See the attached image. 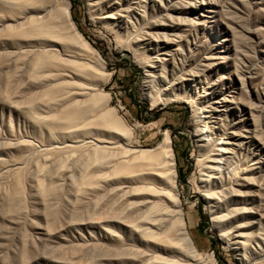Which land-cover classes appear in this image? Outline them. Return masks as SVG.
Listing matches in <instances>:
<instances>
[{"label": "rangeland", "instance_id": "rangeland-1", "mask_svg": "<svg viewBox=\"0 0 264 264\" xmlns=\"http://www.w3.org/2000/svg\"><path fill=\"white\" fill-rule=\"evenodd\" d=\"M186 231L264 264V0H0V264H175Z\"/></svg>", "mask_w": 264, "mask_h": 264}, {"label": "bare ground", "instance_id": "bare-ground-1", "mask_svg": "<svg viewBox=\"0 0 264 264\" xmlns=\"http://www.w3.org/2000/svg\"><path fill=\"white\" fill-rule=\"evenodd\" d=\"M67 14L70 16V11L68 10V12H67ZM126 132V131H125ZM127 133V132H126ZM125 133V134H126ZM128 135H132V134H130L129 132L127 133ZM127 135V136H128ZM129 138V137H128ZM129 150V152H138V151H145L144 149H140V150H135L134 149V151H133V149H128ZM167 157H170V151H168V154H167ZM163 163V161L161 160L160 162H159V164H162ZM165 167H168L169 168V170L171 171V173H173V175L175 176V171H174V166H173V163L170 161V160H167V162L165 163ZM219 193V192H218ZM209 197H217V192H215L214 190H211L210 192H209ZM153 211H156V210H158V209H152ZM163 211H164V213H166L165 215L167 216V213H174L173 212V210L172 209H162ZM151 213H153V212H151ZM181 212H179V215H182V214H180ZM157 214V213H156ZM159 214V213H158ZM157 214V215H158ZM161 216V215H160ZM149 219H151V220H149V221H151V223H152V221H155V222H153V223H155V226L160 222H158L157 220L158 219H155V218H151V214H149V216H147ZM170 217V216H169ZM168 218V217H167ZM166 218V219H167ZM179 218V217H178ZM183 218L184 217H180L179 218V221H181V223H182V225L184 224V222H183ZM165 220V219H164ZM156 222H157V224H156ZM168 222V221H167ZM167 222H165V223H167ZM152 223V224H153ZM163 223H164V221H163ZM180 223V224H181ZM160 224V223H159ZM158 224V225H159ZM157 225V226H158ZM183 227V226H182ZM158 228V227H157ZM172 228L173 227H171L170 228V230L168 231L167 229H165V231L167 232H170L171 230H172ZM184 229V228H183ZM186 229V228H185ZM182 235H183V233H182ZM182 239H183V241L185 242V244H186V246H187V248H188V251H189V256L187 255V256H185L184 257V260L185 261H188L186 264H198L197 263V259H196V257H197V251H196V249H195V247H194V241L192 240V238L190 237V235H188L187 234V231H186V233L184 232V236L182 237ZM187 259V260H186ZM191 260H193V261H191ZM185 261H180V260H175L174 262H175V264H185ZM163 263H165V264H168L169 262L167 261H164Z\"/></svg>", "mask_w": 264, "mask_h": 264}, {"label": "trees", "instance_id": "trees-1", "mask_svg": "<svg viewBox=\"0 0 264 264\" xmlns=\"http://www.w3.org/2000/svg\"><path fill=\"white\" fill-rule=\"evenodd\" d=\"M146 108H148V105H146ZM216 242H217V240L214 239V240H213V243H216Z\"/></svg>", "mask_w": 264, "mask_h": 264}]
</instances>
